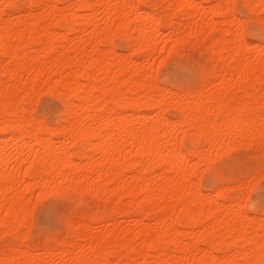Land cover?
Here are the masks:
<instances>
[{
    "label": "bare ground",
    "instance_id": "bare-ground-1",
    "mask_svg": "<svg viewBox=\"0 0 264 264\" xmlns=\"http://www.w3.org/2000/svg\"><path fill=\"white\" fill-rule=\"evenodd\" d=\"M240 1L256 17L264 11V0ZM227 2L0 0L20 5L0 7V231L28 226L46 185L112 202L109 214L78 216L59 253L35 251L26 231L9 253L15 264H92L113 250L136 264L259 259L264 215L216 184L205 191L197 167L204 152L238 147L242 129H254L247 139L258 142L264 122V42L238 43L217 7ZM157 5L165 6L160 16ZM118 38L129 52L118 51ZM174 44L204 45L213 62L184 94L152 72ZM47 88L63 103L54 125L32 110V96ZM190 141L193 150L178 151ZM54 252L58 262L42 257Z\"/></svg>",
    "mask_w": 264,
    "mask_h": 264
},
{
    "label": "snow or ice",
    "instance_id": "snow-or-ice-1",
    "mask_svg": "<svg viewBox=\"0 0 264 264\" xmlns=\"http://www.w3.org/2000/svg\"><path fill=\"white\" fill-rule=\"evenodd\" d=\"M5 9L20 7L18 4H8L0 6ZM157 7H165L157 5ZM171 8L172 6H167ZM224 12V18L233 20L235 29L234 35L239 44L245 43L248 37L259 34L261 41L264 42V11L259 17L252 15L248 9L249 4L241 3L237 0L233 3L228 0L217 6ZM261 7H264L262 5ZM242 30V31H241ZM173 50L168 52L163 59L153 63L152 72L154 75L163 76L177 84L186 87L197 85L198 69H194L191 59L186 49L180 45H173ZM264 52V49H261ZM5 59L10 53L3 51ZM158 64V67L156 66ZM8 67V65H6ZM8 75L7 72L4 73ZM38 99L34 98L37 105L35 115L39 116L41 110L48 111L51 101H47L43 95L37 94ZM254 129H242L237 135L238 148L235 151L226 153L223 156L204 152L197 161L198 169H202L205 177L217 187L224 189L231 195H238L247 198L248 203L245 208H258L264 215V122L259 128L258 142L254 137L251 141L247 139ZM196 137H192L195 141ZM193 142H188L178 147V151L190 152L193 150ZM199 178L194 176L193 179ZM257 196L259 199L257 200ZM85 194L77 189L66 188L64 185H46L40 189V196L36 200V210L29 209L26 219H31V231L26 224L9 229L5 225L3 234L0 235V249L3 250L4 258L0 259V264H15L9 258V253L13 248L22 247L25 242V232H28L27 242H32L33 235L39 231L41 234L49 236L58 234L60 231L75 224L79 214L84 210L79 204L83 202ZM243 211V209H241ZM42 217L40 228L37 229L36 215ZM92 264H136L124 254L123 250L110 251L106 258L92 262ZM146 264V262H145ZM233 264H246L244 261H234ZM249 264H264V246L261 247L258 260H251Z\"/></svg>",
    "mask_w": 264,
    "mask_h": 264
},
{
    "label": "rangeland",
    "instance_id": "rangeland-1",
    "mask_svg": "<svg viewBox=\"0 0 264 264\" xmlns=\"http://www.w3.org/2000/svg\"><path fill=\"white\" fill-rule=\"evenodd\" d=\"M241 2V1H240ZM242 3V2H241ZM156 10V11H155ZM162 11V7H156L154 8V12L155 13H161ZM249 11V9H248ZM250 12V11H249ZM158 14V15H159ZM161 15V14H160ZM159 15V16H160ZM167 31V30H166ZM251 41H261V38L259 36V34L257 35H254V36H250L248 37ZM116 45H117V49L118 51L120 52H129L128 48H127V41L123 38H118L116 40ZM185 49L187 50V53L190 57V59L192 60L191 63H192V66L193 68L195 69H198L199 70V76L197 77V85L194 86V87H186L184 85H181V84H177L169 79H165L163 76H157V79L159 81V83L161 84V86L165 87L167 89H173V90H177L179 92H182L184 94V91L187 92L186 90H191L193 88L197 89L199 87V85L201 84V82L204 80V77H206L207 73L210 68L212 67V64L213 62L209 59V52L208 50L206 49V47L204 45L202 46H190V48L188 46L185 47ZM204 49V52L203 50ZM189 50V51H188ZM192 51V52H191ZM191 52V53H190ZM190 53V54H189ZM198 53V54H196ZM194 54H196L194 56ZM208 54V55H207ZM193 57H191V56ZM200 56V57H198ZM195 57L197 59H195ZM198 58L200 60H198ZM204 59V60H203ZM202 60V61H201ZM209 62V63H208ZM208 64V65H207ZM211 65V66H210ZM157 66V65H156ZM158 67V66H157ZM206 69V70H205ZM163 84V85H162ZM174 84H176L174 86ZM171 88H170V87ZM45 89V88H44ZM48 89V88H47ZM46 90V89H45ZM42 91L40 89V92H36V94H39L40 95H43L47 101H51V104L49 106V110L48 111H44V110H41V114L39 115L40 118H43L44 121L46 123H48L49 125H54L56 123H58V120L61 118V114H62V110H63V103L61 102L60 100V97L58 96L57 93H55L54 91L48 90L45 92ZM39 91V90H38ZM42 92V93H41ZM46 93V94H45ZM55 94V95H53ZM36 95H33L31 99L34 100V98H37L38 99V96L34 97ZM34 102V101H33ZM32 100L30 101V107L32 109V106L35 109H32L34 111V113H36L37 111V105L34 104L32 105ZM60 111V112H59ZM169 115L173 118H177L178 117V111L174 108H170L169 109ZM42 119V120H43ZM238 147H235L233 149L230 150L231 151H235ZM229 152V151H228ZM227 152V153H228ZM226 154V153H225ZM224 154V155H225ZM207 178L205 176H203L201 178V186L202 188L205 190V191H210L211 188L213 187V184L210 180H206ZM85 194V198L83 199V202L79 204V206L84 209L80 214L79 216H89V215H106V214H109L112 210V202H109L108 200H104L98 196H94V194L92 193H83ZM39 197V196H38ZM259 199V197L257 196V200ZM36 200H37V196H36ZM101 202V203H100ZM35 208L32 209L33 211L36 210V201H35V204H34ZM257 209V210H256ZM250 212L252 214H255L256 212L260 213L259 209L258 208H250ZM31 220V219H30ZM29 220V222H31ZM41 220H42V217L39 213H37L36 215V221H37V229L40 228V223H41ZM28 222V228L31 227V223L29 224ZM97 225V224H96ZM95 225V226H96ZM101 225V224H100ZM99 225V226H100ZM125 225L128 226L127 223H125ZM101 228V226H100ZM99 229V228H97ZM1 230V229H0ZM29 231H31L32 229L29 228L28 229ZM68 231H69V227L65 228L64 230L60 231L58 234H55V235H52V236H49L48 234L44 233V234H41L39 231H37L33 237H32V242H30L29 244L33 247V249L37 252H47L48 251H52L54 250L55 252L59 251L58 248H59V245H60V240L65 238L68 234ZM3 234L2 231H0V235ZM54 237V238H52ZM27 238H28V232H27ZM51 238V239H50ZM59 239V240H58ZM52 246V247H51ZM54 247V248H53ZM37 249V250H36ZM44 249V250H43ZM50 249V250H49ZM57 249V250H56ZM42 250V251H40ZM3 251L2 249H0V252ZM43 252V253H44ZM52 253V255H48L49 253H45V254H42V257L43 258H50V260H53L54 263L55 262H58L60 260V254H57V253ZM55 254V255H54ZM57 254V255H56ZM49 257H48V256ZM53 257V258H52ZM52 258V259H51ZM56 258V259H55ZM58 258V259H57ZM58 260V261H57ZM52 261V262H53Z\"/></svg>",
    "mask_w": 264,
    "mask_h": 264
}]
</instances>
